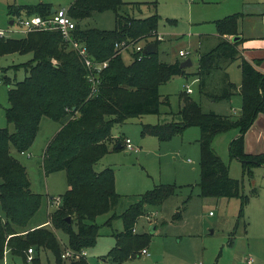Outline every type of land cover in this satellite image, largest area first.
<instances>
[{"label":"trees","instance_id":"trees-1","mask_svg":"<svg viewBox=\"0 0 264 264\" xmlns=\"http://www.w3.org/2000/svg\"><path fill=\"white\" fill-rule=\"evenodd\" d=\"M141 5L123 0H75L69 7V14L77 23L75 39L87 48L94 63L108 62V67L92 74L94 76L81 56L56 31H36L23 39L0 40V59L12 54L32 55L26 63L5 69L24 70L25 79L4 78V83L10 87L5 117L7 123L14 126V131L9 127L0 128V203L4 213L0 216V261L4 260L6 250L29 261L28 251L33 249L34 252L51 251L57 264H64L66 260L62 254L65 251L55 231L67 233L69 249L80 253L96 245L101 229L97 220L111 212L113 216L106 224L111 226L113 220L120 217L124 231L114 235L116 245L103 260L123 264L148 249L153 234L136 233L137 221L146 214L148 206L162 205L175 194L177 187L156 186L118 216L115 210L121 196L116 191L115 172L111 168L97 172L95 165L110 153V145L115 142L113 126L145 115H160L161 105L171 107L170 98H163L159 88L177 76L198 78L201 92L215 102L231 100L239 93L241 111L230 115L205 112L200 103L182 96L184 106L177 114L170 113L179 116L180 120L164 125H143L142 136H154L164 142L183 134L188 128H199L201 196L240 198L239 220L244 218L249 197L242 194L241 182L229 176L228 166L213 147L218 136L237 130L239 135L230 143L231 157L241 161L244 170L250 173L254 167H264V152L251 155L245 151L247 132L258 116L264 114V72L259 68L261 61L250 62L243 58L241 47L246 39L241 37L239 29L243 15L234 14L215 22L219 42L212 50L200 55L197 73L190 74L180 67L181 61L170 64L160 59V16L136 17L133 13L135 9L141 11ZM52 11L50 4L9 6V14L18 18L48 17ZM108 11L115 13L113 30L82 26V21L93 14ZM236 37L240 39L234 41ZM123 42L154 43L157 52L148 56L131 49L133 58L127 64L123 53L116 49V45ZM237 59H242L240 89L227 77L220 94L208 92V80L213 72L222 63ZM45 117L62 127L46 147L44 172L47 176L66 172L69 185L50 216L53 229L29 227L41 209L43 195L33 192L26 167L12 153L13 149L18 154L31 150ZM115 144V150H119L122 138ZM31 263L42 264L38 257ZM70 264L89 263L82 257L72 259Z\"/></svg>","mask_w":264,"mask_h":264},{"label":"rangeland","instance_id":"rangeland-1","mask_svg":"<svg viewBox=\"0 0 264 264\" xmlns=\"http://www.w3.org/2000/svg\"><path fill=\"white\" fill-rule=\"evenodd\" d=\"M75 0H0V29L6 30L8 38L23 39L26 33L17 26L19 18L9 14V6H36L50 4L54 9H68ZM128 3H152L157 6L156 12L160 16L158 33L161 42L158 48L159 57L163 62L175 63L190 59L193 63L188 69L190 73L197 72L200 52L199 37L202 34H215V22L225 17L240 14L239 29L243 37L264 36V0H123ZM154 7V6H153ZM150 13L151 10H150ZM115 13L112 11L95 13L92 17L82 21L86 28L113 30L116 27ZM261 41V40H260ZM208 41L203 51L211 50L214 46ZM257 50H251L247 57L259 53L264 56V42H257ZM212 46V47H211ZM188 52L186 58L179 55V51ZM31 54H12L0 59V128L14 126L7 123L5 110L9 106L8 87L4 78L24 80V70L15 72L11 66L26 63ZM130 51L123 52L124 61H132ZM243 58H246L245 55ZM248 59V58H247ZM263 60V62H262ZM260 70L264 72V59ZM256 61V60H255ZM242 59L231 63H222L209 78L207 91L220 94L224 88L225 78L241 87ZM7 71V72H6ZM187 87L192 93L187 94ZM160 94L169 97L171 107L161 105L160 115H145L131 119L124 124L112 128L114 141L122 138L130 139L132 144L141 148L140 153L123 149L115 150L110 145V153L95 165V171L101 172L111 168L115 172L116 191L121 196L115 213L122 215L131 205L139 201L145 193L159 185H175L176 191L160 206H148L146 214L140 217L136 224V233H152V241L148 247V255L136 256L123 264H247L249 259L254 264H264V167H254L250 173L244 170L243 163L231 157L230 142L236 137L237 130H231L218 136L213 147L229 168V176L241 182V192L249 197L244 208V218L239 220L241 210L240 198H204L200 189V146L199 128H189L183 134L168 141H160L154 136H142L143 125H164L180 118L177 114L181 108L180 95L190 97L192 101L202 105L205 112L216 111L225 114L228 111L240 112L237 105L242 104L239 93L231 100H222L213 104L210 97L201 92L200 82L195 76L174 77L159 88ZM240 95V96H239ZM169 113V114H168ZM237 113V114H238ZM264 117V116H263ZM260 117L255 127L258 133L264 134V123ZM60 123L43 118L40 133L35 141L32 152L25 155L12 150L21 163L26 167L33 192L43 194L41 209L31 221V225L50 220L55 212L60 195L69 188L66 172L46 175L43 169L42 152L49 140L60 129ZM59 128V129H58ZM231 138H230V137ZM231 139V140H230ZM116 143V142H114ZM125 148V147H124ZM1 182V180H0ZM53 198V204H50ZM113 212L98 218L101 225L100 237L95 246L86 249L89 264H102L103 257L116 245V234L124 231L123 219L117 217L112 225L106 222L113 216ZM0 203V216H3ZM49 229L51 226H47ZM157 228V230H156ZM56 235L63 250L69 249V236L62 230H56ZM233 239V243H231ZM40 259L42 264H57L51 251H36L33 258ZM66 260L64 264H70ZM0 264H33L22 256H14L6 250L4 260Z\"/></svg>","mask_w":264,"mask_h":264},{"label":"built area","instance_id":"built-area-1","mask_svg":"<svg viewBox=\"0 0 264 264\" xmlns=\"http://www.w3.org/2000/svg\"><path fill=\"white\" fill-rule=\"evenodd\" d=\"M17 26L20 31L25 32L26 34L36 31H56L60 33L63 40L69 44L71 49H74L84 60L86 66L88 67L91 76H94L92 74H97L102 71L103 69L108 67V62H104L102 64L94 63L90 57L88 56L87 48L78 42L74 37V31L76 30L77 23L75 20L71 17L69 14V8H61L55 10L54 13H52L48 17H41V16H32V17H20L19 21L17 23H13V26ZM8 33L13 32H7L6 30L0 29V40L2 39H8ZM160 39V36H159ZM147 45L146 44H133L129 42H123L116 45V49L119 50L121 53L124 51H130L133 49L135 52H139L142 55H144V49ZM179 55L182 58H186L188 55V52L182 50L179 52ZM96 86V83H94V87ZM187 93H192V89L190 87H187ZM125 149L130 152H138L139 149L135 147L132 144V141L130 139H125ZM27 153H23L25 155ZM33 249H29L28 251V260L32 261L33 259ZM142 255H148L147 250L142 251ZM82 257H87V252L84 250L82 252H75L71 249H66L65 252L62 254V258L65 260H78ZM102 264H110L107 261L102 260ZM247 264H254L253 259H249L247 261Z\"/></svg>","mask_w":264,"mask_h":264},{"label":"crops","instance_id":"crops-1","mask_svg":"<svg viewBox=\"0 0 264 264\" xmlns=\"http://www.w3.org/2000/svg\"><path fill=\"white\" fill-rule=\"evenodd\" d=\"M125 2V1H124ZM125 3H128V2H125ZM152 3H154V2H152ZM73 4V3H72ZM128 4H134V3H128ZM138 4H142L141 5V11H138V10H136L135 9V12L133 13L136 17H138V16H143V17H148V16H151V15H153V14H158L157 12H156V10H155V8H156V6L157 5H152L151 3H148V4H146V3H138ZM144 4H146V5H144ZM150 4V5H149ZM154 6V7H153ZM53 10H56V9H54L53 8ZM150 10H151V12L152 13H150ZM55 12V11H54ZM241 37H243V35H241ZM243 38H245L246 39V41L244 42V44L242 45V49H243V52H242V54H243V56L245 55V59L246 60H248V61H250V62H252V61H255V60H262V59H264V56L262 57H259V53H255V55H257L258 57H255L254 55H252L251 57H247V54L249 53V52H251L252 54H253V52L251 51V50H257L258 48H260L259 46H257V45H255L257 42H261V41H263L264 42V36H258V37H243ZM230 39H232V38H230ZM202 40V41H201ZM261 40V41H260ZM208 41H212V44L211 45H215L214 47H216L217 46V44H218V42H219V34H218V32H216L215 34H202V35H200V37H199V43H200V45H201V47H200V52H199V58H200V55L202 54V53H204V52H207V50H205V51H203V46H204V44H206ZM212 47V46H211ZM213 47V48H214ZM213 48H211V50L213 49ZM180 51H182V50H180ZM179 51V52H180ZM208 51H210V50H208ZM248 58V59H247ZM177 61H181V60H177ZM186 61V60H185ZM182 62V61H181ZM184 62V61H183ZM262 62H263V60H262ZM198 65H199V60H198ZM192 67V66H191ZM199 67V66H198ZM262 67H264V64H263V66ZM190 68V67H189ZM189 68H187V69H185L186 70V72L187 73H190L189 71H188V69ZM260 68V67H259ZM197 71H198V69H197ZM195 73H197V72H195ZM195 73H190V74H195ZM179 77H181V76H179ZM198 79V78H197ZM199 81V80H198ZM239 89H240V87H238ZM187 94H191V93H187ZM182 96L183 97H185L184 95H180L179 97H180V101H181V108L184 106V103L182 102ZM240 96V95H239ZM242 98V97H241ZM212 102H213V104H217V102H215V101H213L212 100ZM170 103H171V101H170ZM237 107H239L240 108V111H241V108H242V104H240V105H237ZM181 108L179 109V111L181 110ZM231 109H233L232 111H228V112H226L225 114H223V115H230V114H233V113H235V112H233L234 111V108L232 107ZM178 111V112H179ZM177 112V113H178ZM210 112H216V111H210ZM217 113V112H216ZM238 112H236V114H237ZM169 114V113H168ZM171 115V114H170ZM175 116V115H174ZM264 114H260L259 116H258V118L256 119V121L260 118V117H262V119H261V122L263 121V123H264ZM177 117H179V116H176L175 118H177ZM180 118V117H179ZM256 121H255V123H256ZM255 123H254V125L252 126V128L247 132V134H246V136H245V151H246V153L247 154H251V155H254V154H260V153H262V152H264V134L263 135H261V133L260 134H258L257 135V139H256V141H254V136L258 133L257 131H255L256 130V127H255ZM60 129H61V127H62V125L60 124ZM192 128H194V127H192ZM197 128V127H196ZM59 129V128H58ZM60 129L58 130V132L60 131ZM189 129V128H188ZM57 132V133H58ZM39 133H40V131H39ZM56 133V134H57ZM55 134V135H56ZM39 135V134H38ZM55 135H54V137H55ZM239 135V133H238V131H237V133H236V137ZM112 136H113V134H112ZM53 137V138H54ZM230 137V136H229ZM235 137V138H236ZM52 138V139H53ZM231 138V137H230ZM234 138V139H235ZM51 139V140H52ZM115 139V137L113 136V140ZM51 140H49L48 142H47V144H46V146H45V148H44V150H43V152H42V157L44 156V153H45V150H46V147H47V145H48V143L51 141ZM125 140V139H124ZM123 140V144H120L122 147H121V149H123V150H125V151H127L125 148H124V146H125V141ZM231 140V139H230ZM116 142V141H115ZM198 142H199V140H198ZM231 143V142H230ZM113 144H115L114 142H112V144L111 145H113ZM136 147V146H135ZM138 148V147H137ZM32 149H33V147L31 148V150L29 151V152H27L29 155H31L30 154V152H32ZM120 149V150H121ZM139 149V151L138 152H135V153H137V154H139L140 153V150L142 151V149L141 148H138ZM131 153V152H130ZM18 154V153H17ZM127 154H129V152L127 151ZM21 155H23V154H21ZM32 156V155H31ZM69 189V188H68ZM67 192V191H66ZM37 193V192H36ZM65 194V193H64ZM63 194V195H64ZM41 195H43V194H41ZM62 195H60V197H61ZM53 198H50V201H49V203L50 204H53L52 202H54V201H56V200H54ZM58 207V206H57ZM32 223V222H31ZM47 226H51V224H50V220L49 221H47V222H44V223H37L36 225H29V227H31V228H39V227H47ZM156 230H157V228H156ZM35 254H36V252H34L33 253V256H35Z\"/></svg>","mask_w":264,"mask_h":264},{"label":"water","instance_id":"water-1","mask_svg":"<svg viewBox=\"0 0 264 264\" xmlns=\"http://www.w3.org/2000/svg\"><path fill=\"white\" fill-rule=\"evenodd\" d=\"M54 11L55 10H53L52 11V13H54ZM13 21L10 23L11 25H13ZM240 39V37H236L235 39H234V41H237V40H239ZM157 52V46H156V44H154V43H152V44H150V45H147L146 47H145V49H144V55H148V56H150V55H153V54H155ZM193 65V63L191 62V60L190 59H188V60H186V61H184V62H182L181 63V65H180V67L182 68V69H187V68H189V67H191ZM121 145H119L118 146V149H121Z\"/></svg>","mask_w":264,"mask_h":264}]
</instances>
